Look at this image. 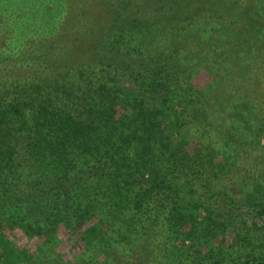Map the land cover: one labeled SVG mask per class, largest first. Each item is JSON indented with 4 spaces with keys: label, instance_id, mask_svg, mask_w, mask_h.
I'll list each match as a JSON object with an SVG mask.
<instances>
[{
    "label": "trees",
    "instance_id": "trees-1",
    "mask_svg": "<svg viewBox=\"0 0 264 264\" xmlns=\"http://www.w3.org/2000/svg\"><path fill=\"white\" fill-rule=\"evenodd\" d=\"M52 2L58 10L43 13ZM90 2L76 0L81 13L63 26L61 0H0L23 7L41 39L15 36L0 65L46 60L0 72L3 264H162L150 232L159 241L166 229L171 264H204L198 245L210 234L238 239L247 221L263 242L235 264H264V199L233 172L249 132L264 142V121L247 115L264 107V0H110L101 11ZM46 243H79L69 259H83L64 261ZM218 249L216 264L227 255Z\"/></svg>",
    "mask_w": 264,
    "mask_h": 264
},
{
    "label": "rangeland",
    "instance_id": "rangeland-1",
    "mask_svg": "<svg viewBox=\"0 0 264 264\" xmlns=\"http://www.w3.org/2000/svg\"><path fill=\"white\" fill-rule=\"evenodd\" d=\"M62 2H64L66 4L67 10H68V16L65 18V23L63 24V26H65L66 24H71L73 21H75L77 19V17H79L80 13H81V9L83 6H81L79 8V10H73L74 5L76 4V0H61ZM110 0H91L90 4H88V7L90 9H99L101 11L102 8H108L109 2ZM55 2L49 3L47 4L44 8L41 9V11L43 13H47L50 14L54 9L58 10V8L54 7ZM13 3L10 5V7L8 8H2V6L0 5V51L2 48L6 47L9 45L10 40L16 38L15 36H21L24 37L22 35H25V31H28V35L32 38L30 41H28V44H33L34 47H36L35 45L41 42V39H39V37H34L33 35H31V33H37V30L34 28V23L31 22L29 20L30 16L26 13V11H24L23 7H20L19 9L15 10V8L13 7ZM51 8L52 10L49 11L47 10V8ZM39 9L36 10V15H34L33 20L36 23V19L37 17L40 16V12ZM29 12V11H27ZM41 12V13H42ZM23 17H26L28 20V23L23 19ZM44 19L46 21L49 22V18L46 17V15L44 16ZM24 27H27V29H24ZM32 28V32L31 29ZM69 32L66 31V35ZM27 35V36H28ZM58 35H63V31L58 34H56V38H58ZM55 38H53L54 40ZM43 41V40H42ZM55 42H58V40H54ZM54 41H51L50 45L53 44ZM77 48L78 50H80L81 46H80V42H78L77 44ZM17 52V51H16ZM13 53L14 55H19L17 53ZM21 57H22V53H21ZM30 57H32L30 60L31 62H26L24 61L23 63H21L19 66H13L10 67V70L8 69V67L3 66L2 64L0 65V72L5 75L10 74L9 71H11V73H16V74H23V73H30V68L32 69V71H36L37 67L36 66H40L41 62L43 65H45L46 60L45 58H40V56L38 55H34L33 53L30 54ZM11 59L10 57H6ZM55 60L51 59V64H47L50 65V69H52V71H58V65H56V63L60 60H58L56 63L52 62ZM48 62V61H47ZM9 63V65H13V63L11 62H7ZM59 63V62H58ZM23 65V66H22ZM208 77L205 76H201L198 79H196V81L199 82V84H203L204 82H207ZM215 94V93H214ZM223 101V100H222ZM224 102V101H223ZM225 104H227L226 102H224ZM259 107V106H258ZM230 107H223V109L219 110V111H223V110H227ZM260 110L257 108V110H250L248 112V122L253 125V123L255 124H259L261 122V120L264 121V107H263V112H262V106L259 107ZM218 111V114H220L221 112ZM239 111L242 112V108H239ZM250 135H254L253 138H251L249 141L250 143L253 145L252 147H247L245 145L241 146L243 148V152L240 154V161H237V166L235 169H233V172L235 174L236 171V176H237V187L239 189H241L242 191L246 192H252L254 195L258 194V196H260V198L262 197V199H264V142H260L258 141V137L254 134V132H249ZM261 136L264 137V132H262L260 134ZM260 140V138H259ZM227 150V148H219V152L218 155H222L224 154V152ZM222 153V154H221ZM232 153H233V157L235 156V150L234 148L232 149ZM226 154H229V151L227 150ZM235 158V157H234ZM212 227H217L216 225L211 224L210 228ZM215 229V228H214ZM212 229V234H216L217 232L222 233L223 231H219L220 229ZM170 232V234H169ZM210 233V231H208ZM237 232L239 233V238L235 239L232 236H230V234L228 233H223V234H217L214 235V237H211L212 235L210 234L208 239L207 236L205 237V240L207 239L206 242H203L201 245L199 244L197 248L198 249V253H201L200 256H205V263L204 264H216L213 261L215 260L216 262L218 261L216 259V255L218 252V248H222L223 249V253L227 254L224 256V258H222V262L219 261L218 264H235L238 261V255L246 248L247 251H251V250H255L256 246L259 245V243L263 242V240H259V238L255 235L256 232L255 230H253V226H252V222L251 221H247L245 223H243L242 225L237 227ZM160 233L157 232V230H153L150 232L151 238L150 239V249L153 251V249L155 250L156 254L158 252H160V262L162 261V264H171V263H176V261H174V259H172L171 256H169V259H167V254L170 252L171 248L173 247V239L172 237V232L170 229H166L164 231L163 234H165V237L162 240H157L158 239V235ZM148 233H144V236H140V238L142 239V242H140L141 246L143 247L145 244V239L147 238ZM249 240H251V243H249ZM202 241H204V239L202 238ZM24 243V241H21ZM201 242V241H200ZM32 242L30 241H26V245L28 247H32ZM79 243L73 244L72 247H67V246H54L52 243L47 244L46 243V247L51 254H56L61 256V258L63 256H67L68 259L70 257H73L72 254L71 256L68 254L69 253V248H74L76 249L78 247ZM164 245H168L169 249L164 246ZM230 246H234V248L230 247ZM71 250V249H70ZM212 251V252H211ZM90 252V256L87 260H93L95 261L96 258L99 255V251L93 249V250H89ZM82 255L81 253H77L74 257V259H66L68 261L74 262L75 258L77 259L76 262H78V259L80 261H82ZM191 255H195L194 252ZM253 255V254H252ZM227 257V259H226ZM95 259V260H94ZM225 259V260H224ZM62 260H64L62 258ZM65 261V260H64ZM0 264H3V261L0 258ZM78 264V263H77ZM241 264V262H240Z\"/></svg>",
    "mask_w": 264,
    "mask_h": 264
}]
</instances>
